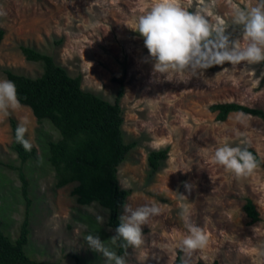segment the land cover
Wrapping results in <instances>:
<instances>
[{
    "label": "rangeland",
    "instance_id": "obj_1",
    "mask_svg": "<svg viewBox=\"0 0 264 264\" xmlns=\"http://www.w3.org/2000/svg\"><path fill=\"white\" fill-rule=\"evenodd\" d=\"M258 0H181L189 11H200L213 25L223 24L232 39L243 45L242 28L233 24L235 6H254ZM151 0H0V79L4 69L29 77L42 69L27 61L20 46L51 55L72 76L81 75V87L113 101L119 99L125 142L135 145L117 167L121 188L129 189L124 205L136 208L154 201L160 213L142 225L144 243L129 247L118 256L126 264H172L177 244L188 235L186 222L199 226L208 244L191 256L181 252L184 262L218 264H264L255 251L264 243V119L240 111L224 120L209 109L216 103L235 102L264 112V62L255 65L213 66L202 76L186 77L175 72L153 74L143 37L135 31L138 17ZM22 108L0 121V219L13 239L26 212L29 240L24 249L40 264H109L102 254L89 248L88 234L98 236L115 251L106 223V208L76 202L71 190L75 182L54 186V171L45 159V143L58 137L47 121L37 122L31 109ZM26 119L29 139L36 156L22 165L28 182L30 203L21 194L12 149L11 120ZM241 133V136H237ZM232 146L241 140L255 150L261 164L254 172L236 178L212 162V149L225 139ZM168 149L167 158L151 172L147 155ZM11 166V167H8ZM185 182L194 185L190 191ZM250 199L258 219L251 223L243 205ZM123 207L120 216L124 215ZM103 217V223L97 221ZM147 253V258H141Z\"/></svg>",
    "mask_w": 264,
    "mask_h": 264
},
{
    "label": "trees",
    "instance_id": "obj_2",
    "mask_svg": "<svg viewBox=\"0 0 264 264\" xmlns=\"http://www.w3.org/2000/svg\"><path fill=\"white\" fill-rule=\"evenodd\" d=\"M0 29V41L3 37ZM27 61L41 65V73L35 77L15 73L4 69L6 79L15 83L21 104L31 109L37 122H49L57 131L56 139L45 143V159L54 171V186L62 187L75 182L71 194L77 203L88 205L97 203L108 211L107 225L115 229L119 224L120 210L125 204L129 189L121 188L117 177V167L124 160L134 142H125L122 134L123 116L119 99L123 94L120 86L114 100L108 101L93 92L82 89L81 75L72 76L57 64L51 55L39 52L29 46H20ZM216 111V118L224 120L228 113L240 111L264 119L261 109L235 103H216L210 105ZM13 135L12 149L19 164L15 168L21 181V194L28 208V182L22 165L36 156L34 147L25 151L15 140L17 125L11 120ZM256 157L258 166L261 159L254 149L247 147ZM168 149L152 150L147 155L151 172L158 170L160 162L167 158ZM1 166H4L0 163ZM8 167H11L8 165ZM243 209L253 223L258 219L253 202L246 199ZM29 240L27 212L20 224L19 232L11 238L0 219V264H40L29 256L24 247ZM122 241H118L119 245ZM126 249L115 246L117 255ZM172 264H186L178 249ZM194 264H218L217 261Z\"/></svg>",
    "mask_w": 264,
    "mask_h": 264
},
{
    "label": "clouds",
    "instance_id": "obj_3",
    "mask_svg": "<svg viewBox=\"0 0 264 264\" xmlns=\"http://www.w3.org/2000/svg\"><path fill=\"white\" fill-rule=\"evenodd\" d=\"M203 3V0H201ZM216 4V0H212ZM5 15L0 12V16ZM233 24L242 28L244 43L232 39L226 33L223 24L213 25L200 11H189L182 6L181 0H151L150 7L136 21V29L143 37L148 56L153 61V74L178 73L186 77L187 83L192 77L202 76L203 72L213 66L224 64L255 65L264 62V0H258L254 6L232 9ZM22 108L13 81L0 79V121L11 115V112ZM28 121L21 120L15 129V140L25 151H30L32 144L26 139ZM237 133V136H241ZM246 141L241 140L232 146L226 138L222 146L212 149V162L222 166L226 172L236 178L251 175L258 167L256 157L248 150ZM194 185L185 182V189L190 191ZM124 215L119 217L115 235L109 240L112 245L127 249L140 248L144 243L142 225L160 213V207L154 202L142 204L136 208L124 205ZM103 223V217L97 216ZM188 235L177 244V248L185 254L204 249L208 244V236L202 228L186 222ZM85 242L95 252L103 255L109 264H126L123 257L109 249L98 236L88 234ZM118 241H122L119 245ZM264 256V243L256 250ZM147 258V253L141 258ZM187 264V262H186Z\"/></svg>",
    "mask_w": 264,
    "mask_h": 264
}]
</instances>
